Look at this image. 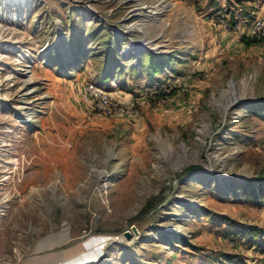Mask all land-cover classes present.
I'll return each instance as SVG.
<instances>
[{"label": "rangeland", "instance_id": "rangeland-1", "mask_svg": "<svg viewBox=\"0 0 264 264\" xmlns=\"http://www.w3.org/2000/svg\"><path fill=\"white\" fill-rule=\"evenodd\" d=\"M258 13L0 0V264H260L264 40L224 26ZM90 79L134 110L96 109Z\"/></svg>", "mask_w": 264, "mask_h": 264}, {"label": "built area", "instance_id": "built-area-1", "mask_svg": "<svg viewBox=\"0 0 264 264\" xmlns=\"http://www.w3.org/2000/svg\"><path fill=\"white\" fill-rule=\"evenodd\" d=\"M224 26L241 31L248 36L261 37L264 36V13H258L249 20L245 17L238 20L235 24L225 21ZM83 92L92 100L94 107L99 111L108 114H118L124 111L134 110V100L125 103L113 97L107 87L103 83L98 82V80H88L84 86ZM260 264H264V260L261 261Z\"/></svg>", "mask_w": 264, "mask_h": 264}, {"label": "bare ground", "instance_id": "bare-ground-1", "mask_svg": "<svg viewBox=\"0 0 264 264\" xmlns=\"http://www.w3.org/2000/svg\"><path fill=\"white\" fill-rule=\"evenodd\" d=\"M138 7L139 6H137V8H136V10L133 12V14H139V11H137V9H138ZM131 29H134L133 27H128L127 29H126V31H130ZM138 30L139 31H141V32H145V29H141V28H138ZM142 37V36H141ZM140 38V37H139ZM145 37H143V39H141L140 38V41H137L135 38H133V39H131V40H129V42L130 41H132V46H131V49H136L135 51H134V57H136V59L138 58V56H139V54L141 53V51H144V50H146V49H154V48H151V47H149L146 43L147 42H145L144 39ZM142 42H145V44L144 45H142ZM155 45H157V44H155ZM151 46H153V45H151ZM128 48V47H127ZM126 48V49H127ZM131 49H129V50H131ZM135 59V60H136ZM4 170H6V169H4ZM2 171V170H1ZM5 178H8V175L5 177Z\"/></svg>", "mask_w": 264, "mask_h": 264}, {"label": "trees", "instance_id": "trees-1", "mask_svg": "<svg viewBox=\"0 0 264 264\" xmlns=\"http://www.w3.org/2000/svg\"><path fill=\"white\" fill-rule=\"evenodd\" d=\"M241 37L243 38V40H245L246 44H252V43H255V42H259V41H263L264 40V36L258 37V36H248L246 34H242ZM155 55L158 56V52H156ZM140 56H141V54H140ZM138 59H140V57ZM150 60L152 61V57L149 54V61ZM156 68H158V66Z\"/></svg>", "mask_w": 264, "mask_h": 264}, {"label": "water", "instance_id": "water-1", "mask_svg": "<svg viewBox=\"0 0 264 264\" xmlns=\"http://www.w3.org/2000/svg\"><path fill=\"white\" fill-rule=\"evenodd\" d=\"M130 15H132V13L129 14V15H127V16H126V19L129 18ZM133 38H135L137 41H140V38H139L138 35H136L135 37H131V39H133ZM144 44H145V42H142V45H144ZM132 47H133V46H132ZM132 228L134 229L135 232H138V230H139L138 227H137V225H136L135 223L132 224ZM125 234H126L128 237H130L131 234H132V231H131L130 229H126V230H125Z\"/></svg>", "mask_w": 264, "mask_h": 264}, {"label": "crops", "instance_id": "crops-1", "mask_svg": "<svg viewBox=\"0 0 264 264\" xmlns=\"http://www.w3.org/2000/svg\"><path fill=\"white\" fill-rule=\"evenodd\" d=\"M258 10H259V9H258ZM133 24H134V23H133ZM133 24H132V25H133ZM132 25L129 24L128 27H133L135 30H138V29H137V28H138L137 25H136V27H134V26H132ZM128 27H126V29H127ZM138 31H139V30H138ZM139 32H140V33H138L137 35L140 37L141 35H143V32H141V31H139ZM145 36L148 37V35L146 34V31H145ZM130 40H131V39H130Z\"/></svg>", "mask_w": 264, "mask_h": 264}]
</instances>
